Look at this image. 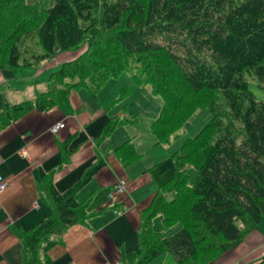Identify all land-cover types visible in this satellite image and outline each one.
<instances>
[{
  "label": "trees",
  "instance_id": "16d2710c",
  "mask_svg": "<svg viewBox=\"0 0 264 264\" xmlns=\"http://www.w3.org/2000/svg\"><path fill=\"white\" fill-rule=\"evenodd\" d=\"M65 52L78 55L50 72L33 97L11 104L0 92V129L32 108L65 109L73 90L95 97L130 61L140 70L134 81L161 99L148 127L155 144L167 142L196 109L206 105L210 114L154 165L157 191L122 264L165 255L175 264H210L264 219V101L249 83L264 90V0H52L48 7L0 0V69L21 73ZM120 150L125 163L141 155L129 144ZM97 167L62 195L44 178L50 214L21 233L23 264H47L49 237L83 222L87 201L74 193ZM156 215L163 231L152 228Z\"/></svg>",
  "mask_w": 264,
  "mask_h": 264
},
{
  "label": "crops",
  "instance_id": "0c3cea01",
  "mask_svg": "<svg viewBox=\"0 0 264 264\" xmlns=\"http://www.w3.org/2000/svg\"><path fill=\"white\" fill-rule=\"evenodd\" d=\"M77 55L60 53L21 73L0 69V92L8 103H18L15 94L22 88L33 80H46L50 72ZM122 100L126 108L128 98ZM68 101L65 109L32 108L0 129V175L7 182L0 192V264H23L21 233L49 216L50 209L40 189L44 178L50 177L52 186L62 195L97 165L74 193L77 202L87 201L85 219L62 234L51 235L42 259L47 264H122L139 241L146 210L157 191L151 171L166 158L152 164L142 161L147 147L155 144L148 127L161 102L155 116L147 117L127 114L120 107L110 111L113 100L105 103L99 95L92 97L84 89L71 91ZM113 122L114 129L104 135ZM57 123L63 127L52 133L50 129ZM139 137L146 138L147 147L134 143ZM128 144L141 155L125 163L120 148ZM120 180L125 182V191L110 199ZM262 259L264 219L210 264H257Z\"/></svg>",
  "mask_w": 264,
  "mask_h": 264
},
{
  "label": "rangeland",
  "instance_id": "374dc122",
  "mask_svg": "<svg viewBox=\"0 0 264 264\" xmlns=\"http://www.w3.org/2000/svg\"><path fill=\"white\" fill-rule=\"evenodd\" d=\"M30 2L40 1L44 6H51L52 0H28ZM140 70L136 65L130 61L128 68H126L123 72H121L117 78L115 79H107L102 88L97 93V96L102 98L105 101H112V105L110 106L111 110H116L117 108H121V111L126 110L127 114H136L139 113L143 116L151 117L155 116L157 113V109L161 102L160 97L152 94L150 88L146 85H139L134 81L135 75L139 74ZM43 78V77H39ZM40 80V79H39ZM35 80H33L34 82ZM43 81H37L36 83H29L26 87L20 90V93H16L15 95L17 101H21L24 97H30L34 95V89H41ZM250 90L253 92L255 97L258 100L264 101V90L259 89L254 82H250ZM128 98V103L125 108V103L122 100L123 97ZM16 101V100H14ZM210 119V114L208 111V107L204 105L201 108L196 109L189 119L173 134L170 135L167 142L153 144L147 147L146 138L139 137L134 141L139 147H147L142 161L148 162L150 164L155 163L159 159H163L168 157L180 143L193 135H195ZM149 137V133H146ZM195 177V171L190 167L189 170V181L192 183ZM155 221L156 231H163V225L161 221V216L156 215L153 220ZM177 229H179V225H175L166 229L167 235L174 233ZM146 264H175L173 259L169 255L159 256Z\"/></svg>",
  "mask_w": 264,
  "mask_h": 264
},
{
  "label": "built area",
  "instance_id": "2783aa9c",
  "mask_svg": "<svg viewBox=\"0 0 264 264\" xmlns=\"http://www.w3.org/2000/svg\"><path fill=\"white\" fill-rule=\"evenodd\" d=\"M63 127V124L57 123L54 126L51 127L52 133H57L58 130H60ZM7 186L6 180L0 175V192L3 191ZM125 191V182L123 180H120L113 188L110 199H114L116 195L121 194ZM36 205V204H35Z\"/></svg>",
  "mask_w": 264,
  "mask_h": 264
}]
</instances>
